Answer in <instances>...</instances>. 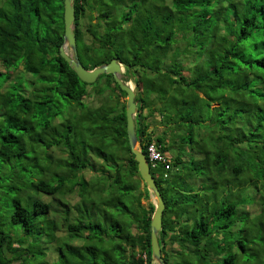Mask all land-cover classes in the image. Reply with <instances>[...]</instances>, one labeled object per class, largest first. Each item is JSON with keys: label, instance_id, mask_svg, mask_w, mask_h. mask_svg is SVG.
Instances as JSON below:
<instances>
[{"label": "trees", "instance_id": "obj_1", "mask_svg": "<svg viewBox=\"0 0 264 264\" xmlns=\"http://www.w3.org/2000/svg\"><path fill=\"white\" fill-rule=\"evenodd\" d=\"M74 6L81 64L125 67L141 151L170 161L165 263L264 264V0ZM63 36L64 0H0V264H155L126 94Z\"/></svg>", "mask_w": 264, "mask_h": 264}, {"label": "water", "instance_id": "obj_2", "mask_svg": "<svg viewBox=\"0 0 264 264\" xmlns=\"http://www.w3.org/2000/svg\"><path fill=\"white\" fill-rule=\"evenodd\" d=\"M74 0H64V36L63 45L60 48L61 58L69 65L71 70L77 75L79 80L87 85L95 84L103 75H111L120 90L126 94V120L127 137L134 160L138 164V170L143 184L148 192L155 199V211L151 220V246L152 258L156 264H166L158 235L163 228V218L166 210L165 201L161 195L157 182L153 178L146 156L140 150L136 133L135 117L139 113L137 106L136 90L130 83L123 80L124 67L117 59H113L110 64L102 65L93 70H87L80 62L77 51V42L74 32L75 25ZM71 52V54L69 53Z\"/></svg>", "mask_w": 264, "mask_h": 264}, {"label": "built area", "instance_id": "obj_3", "mask_svg": "<svg viewBox=\"0 0 264 264\" xmlns=\"http://www.w3.org/2000/svg\"><path fill=\"white\" fill-rule=\"evenodd\" d=\"M141 150V148H140ZM147 161L150 166V168L156 169L159 165L169 166L170 161L166 159L155 147L154 145H151L147 149ZM165 179L168 178V175L166 174L164 176Z\"/></svg>", "mask_w": 264, "mask_h": 264}, {"label": "rangeland", "instance_id": "obj_4", "mask_svg": "<svg viewBox=\"0 0 264 264\" xmlns=\"http://www.w3.org/2000/svg\"><path fill=\"white\" fill-rule=\"evenodd\" d=\"M70 54H71V52H69ZM124 67V66H123ZM124 69H125V67H124ZM132 86H133V88H134V84L132 83V82H129ZM115 95H119V93L118 92H115ZM120 100H121V102H123V103H126V97L124 98V97H121L120 96ZM97 102V101H96ZM157 121V120H156ZM158 122V121H157ZM156 127H158L159 128V131H162L163 130V128L162 127H160V125H157ZM155 203H156V201H155V199L151 196L148 200H144L143 202H142V204L144 205V206H148L149 204H153V205H155ZM156 264V263H155Z\"/></svg>", "mask_w": 264, "mask_h": 264}]
</instances>
